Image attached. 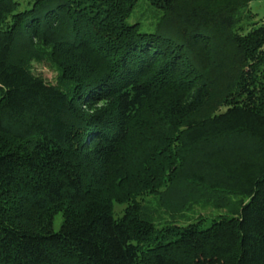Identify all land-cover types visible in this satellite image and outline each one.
Here are the masks:
<instances>
[{"label":"trees","instance_id":"16d2710c","mask_svg":"<svg viewBox=\"0 0 264 264\" xmlns=\"http://www.w3.org/2000/svg\"><path fill=\"white\" fill-rule=\"evenodd\" d=\"M252 1L0 0V264H264ZM207 195L222 213L184 218Z\"/></svg>","mask_w":264,"mask_h":264},{"label":"rangeland","instance_id":"374dc122","mask_svg":"<svg viewBox=\"0 0 264 264\" xmlns=\"http://www.w3.org/2000/svg\"><path fill=\"white\" fill-rule=\"evenodd\" d=\"M139 11L137 14H142L145 9H147V5L145 3V0H139ZM137 10V8H136ZM245 12L251 14V22H264V0H253L248 7L244 9ZM134 16L130 19V22H133ZM146 18L149 22L154 21V18L151 16V12L148 11L146 13ZM47 52V50H46ZM47 55L48 59L46 58L45 62L38 63L34 62L32 64L33 70L45 77L48 81L57 83L60 80V74L61 70L58 67V65L55 64L53 61V58L50 56V52L45 53ZM105 106L103 102H100L96 105L97 108H102ZM161 196L158 194L149 195L146 197L145 206L151 209L153 220L156 223L158 227L164 226L166 223H175V224H186V221L180 220L179 214L173 215L172 212H167L160 206H161ZM186 205V206H185ZM183 215L184 218H196L198 214L202 213H208V214H221L222 212L217 210L212 203L211 196H204L199 199V201L196 204L184 203L183 204ZM125 208L124 203L115 202L114 203V212L115 216L117 217L120 215ZM217 213V214H216ZM210 220V219H209ZM62 221L61 214H58L55 217L54 221V228L55 230H58L60 228V224Z\"/></svg>","mask_w":264,"mask_h":264}]
</instances>
